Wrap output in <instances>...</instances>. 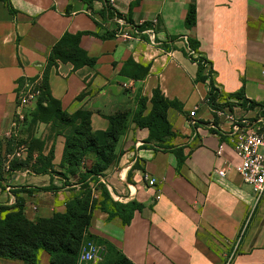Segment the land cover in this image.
<instances>
[{"label":"crops","instance_id":"crops-1","mask_svg":"<svg viewBox=\"0 0 264 264\" xmlns=\"http://www.w3.org/2000/svg\"><path fill=\"white\" fill-rule=\"evenodd\" d=\"M9 1L14 13L0 0V142L5 156L0 206L9 208L0 209V219L18 211L21 203L30 220L51 217L64 212L82 190L79 176L90 169L92 152L75 175L68 173L61 161L72 127L59 119H34L36 104L18 121L16 94L20 79H43L51 50L65 33L81 32L80 47L95 64L77 68L57 59L49 71V91L69 114L91 112L93 131L107 130L113 114H130L117 159L96 176L97 183L88 180L98 201V184L103 183L114 200L144 204L128 225L94 210L89 229L92 241L105 249L103 258L113 248L135 264H223L235 251L232 264H264V194L256 200L243 182L231 146L236 124L250 128L264 116V0H195L192 29L184 23L192 0ZM118 17L148 27L157 19L156 42L142 36L124 40ZM114 30V37L105 36ZM189 37L200 41L201 54L213 64L220 104H230L216 117L206 99L209 82L195 81L198 65L184 54ZM128 60L149 66L148 75L136 79L122 72ZM156 88L182 106L167 113L176 133L170 143L190 152L180 169L173 152L144 145L149 129L133 121L138 97H147V114ZM241 89L244 98L230 96ZM50 152L53 167L37 162ZM16 161L25 164L14 168ZM216 169L226 176H218ZM146 176L159 183L150 186ZM46 187L52 189H41ZM0 264L25 263L0 258ZM37 264H50L49 253L41 251Z\"/></svg>","mask_w":264,"mask_h":264},{"label":"trees","instance_id":"trees-1","mask_svg":"<svg viewBox=\"0 0 264 264\" xmlns=\"http://www.w3.org/2000/svg\"><path fill=\"white\" fill-rule=\"evenodd\" d=\"M9 10L14 13L15 10L9 0H5ZM89 5L93 0H84ZM107 7V5H105ZM106 8V12H107ZM112 16V11H108ZM126 19V18H124ZM130 23L132 20L126 19ZM197 22V7L195 0H192L188 6L185 18V26L192 29ZM118 25V24H117ZM147 25H142L145 29ZM82 33H65L63 37L54 45L51 50L48 64L43 77V92L35 105L33 114L34 119L52 120L59 119L72 128L65 134L66 143L61 161L62 166L67 167V172L75 175L80 165L83 164L86 155L89 152L95 154L91 167L85 174L79 176L82 190L79 194L73 196L66 204L64 212H55L51 217L28 219L23 211V203L20 209L14 212H6L0 219V258L20 260L25 264H37L39 253L46 251L50 255V264H77L82 246L86 240H92L90 225L93 212L96 208L108 214L107 219L120 218L123 225L130 224L136 210H142L144 204L131 200L121 202L114 200L105 184L99 183L102 199L98 201L93 195V188L88 177L94 183L98 182L96 176L103 175L104 171L112 165L118 157L117 145L120 138L125 134L128 128L129 113L119 112L109 116L110 127L105 131H93L91 127V112L87 110H78L73 114L62 110L61 103L53 98L48 87V75L51 67L56 64L57 59L71 61L75 67L83 65L93 66L96 62L88 53L80 47V37ZM116 30L107 32L106 37H114ZM143 38L148 39L145 34ZM177 38V37H176ZM174 38V39H176ZM200 41L189 37L187 48H184V54L195 61L198 65L196 82H209V89L206 99L210 107L216 113L230 104H220L221 94L215 84L213 64L200 52ZM169 48L168 45L165 46ZM127 67L131 71H127ZM149 66L136 64L133 60H128L122 72H128L133 78L144 79L149 73ZM23 83L24 79H20ZM231 97L244 98V91L233 93ZM46 102V104H43ZM152 108L146 114L147 97H138V106L133 113V121L139 127L149 129V137L144 145L151 146L155 150L171 151L176 155L178 169L182 167L189 153L184 152V148L170 143V140L176 136L172 130L167 113L170 107H176L182 110V106L177 100H170L164 96L160 88L153 91L151 99ZM251 106L260 105L257 102L250 101ZM264 113V106H262ZM48 113H51L48 115ZM216 131V130H214ZM9 145V144H8ZM34 145H38L36 142ZM4 147L0 142V178H3L4 172ZM53 153L46 158H38V163L53 167ZM12 167H20L25 162H13ZM36 171L37 166L34 167ZM51 187L41 188L50 190ZM52 189V188H51ZM4 212L9 209L6 206H0ZM105 245V243H102ZM98 264H135L121 252H117L115 258L106 256Z\"/></svg>","mask_w":264,"mask_h":264},{"label":"built area","instance_id":"built-area-1","mask_svg":"<svg viewBox=\"0 0 264 264\" xmlns=\"http://www.w3.org/2000/svg\"><path fill=\"white\" fill-rule=\"evenodd\" d=\"M116 22L119 28V34L124 40L147 35L148 38L155 43L157 31V19L153 20L150 27L142 29L143 22L130 23L124 18H117ZM121 29V31H120ZM188 50L189 47H188ZM42 77L26 79L23 83H17V118L23 121L25 118V110L30 109L36 104L43 92ZM195 111L190 112V116L194 117ZM245 120L242 121L244 124ZM236 133L231 138V146L239 159L235 165L236 170L254 193L256 200L264 194V116H260L254 126L247 128L244 125L236 124L234 127ZM223 146H220L217 153L222 155ZM215 172L220 177L226 176V171L216 169ZM146 181L150 186H156L159 182L155 177L146 176ZM99 246L92 240H86L82 246L77 264H97V252ZM235 251L226 257L223 264H232L234 261Z\"/></svg>","mask_w":264,"mask_h":264},{"label":"rangeland","instance_id":"rangeland-1","mask_svg":"<svg viewBox=\"0 0 264 264\" xmlns=\"http://www.w3.org/2000/svg\"><path fill=\"white\" fill-rule=\"evenodd\" d=\"M118 31H119V28H118ZM90 154H93V159H94L95 154L94 153H90ZM93 159H92L91 163L94 161ZM116 256H117V251L113 248H109V253H108L107 258H115Z\"/></svg>","mask_w":264,"mask_h":264},{"label":"water","instance_id":"water-1","mask_svg":"<svg viewBox=\"0 0 264 264\" xmlns=\"http://www.w3.org/2000/svg\"><path fill=\"white\" fill-rule=\"evenodd\" d=\"M104 247H100L98 252H97V261H99L101 258H103V255H104Z\"/></svg>","mask_w":264,"mask_h":264}]
</instances>
